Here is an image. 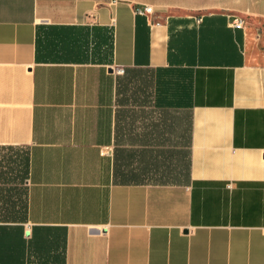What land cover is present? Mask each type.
<instances>
[{
	"label": "crops",
	"instance_id": "1",
	"mask_svg": "<svg viewBox=\"0 0 264 264\" xmlns=\"http://www.w3.org/2000/svg\"><path fill=\"white\" fill-rule=\"evenodd\" d=\"M0 264H264V0H0Z\"/></svg>",
	"mask_w": 264,
	"mask_h": 264
},
{
	"label": "built area",
	"instance_id": "2",
	"mask_svg": "<svg viewBox=\"0 0 264 264\" xmlns=\"http://www.w3.org/2000/svg\"><path fill=\"white\" fill-rule=\"evenodd\" d=\"M152 13V8L149 6H143V7H137L134 9V14L135 15H149ZM244 25V21H240V19H235L233 21V27L235 28H242ZM114 74L119 75L123 73V68L121 67H116L113 69Z\"/></svg>",
	"mask_w": 264,
	"mask_h": 264
},
{
	"label": "rangeland",
	"instance_id": "3",
	"mask_svg": "<svg viewBox=\"0 0 264 264\" xmlns=\"http://www.w3.org/2000/svg\"><path fill=\"white\" fill-rule=\"evenodd\" d=\"M19 155L21 156V162L23 163V161H24L23 153H20ZM11 158H12V160H15V159H17V161L19 160V159H18V155L15 154V153H13V152H11ZM21 165H22V164H21Z\"/></svg>",
	"mask_w": 264,
	"mask_h": 264
},
{
	"label": "bare ground",
	"instance_id": "4",
	"mask_svg": "<svg viewBox=\"0 0 264 264\" xmlns=\"http://www.w3.org/2000/svg\"><path fill=\"white\" fill-rule=\"evenodd\" d=\"M240 21H243L242 19H240Z\"/></svg>",
	"mask_w": 264,
	"mask_h": 264
}]
</instances>
